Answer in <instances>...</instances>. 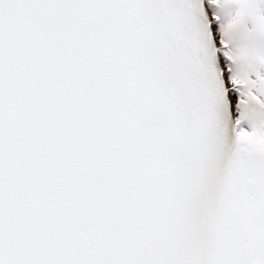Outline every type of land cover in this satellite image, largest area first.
Returning <instances> with one entry per match:
<instances>
[{
	"label": "snow or ice",
	"instance_id": "1",
	"mask_svg": "<svg viewBox=\"0 0 264 264\" xmlns=\"http://www.w3.org/2000/svg\"><path fill=\"white\" fill-rule=\"evenodd\" d=\"M0 264H264V0H0Z\"/></svg>",
	"mask_w": 264,
	"mask_h": 264
}]
</instances>
